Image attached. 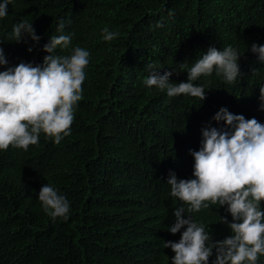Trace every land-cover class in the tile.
I'll return each instance as SVG.
<instances>
[{"label":"trees","instance_id":"16d2710c","mask_svg":"<svg viewBox=\"0 0 264 264\" xmlns=\"http://www.w3.org/2000/svg\"><path fill=\"white\" fill-rule=\"evenodd\" d=\"M60 17L64 31L74 33L73 45L90 51L83 95L60 144L41 133L27 151H0V264H171L174 252L163 240L180 237L167 230L180 201L170 195L169 170L192 176L189 149H198L201 127L220 107L264 121L258 107L264 63L248 48L264 43V0H11L0 19L7 59L42 62L48 54L42 46L58 34ZM21 20L41 36L32 51L30 39L9 41ZM157 21L164 26L154 27ZM106 25L118 39L102 40ZM228 44L242 54L241 78L228 84L202 76L196 83L209 89L201 104L143 84L148 63L161 74L175 67L170 79L179 82L209 45ZM44 183L67 196V220L44 212L37 196ZM220 215L231 220L218 204L195 218L222 239L230 230L216 222Z\"/></svg>","mask_w":264,"mask_h":264},{"label":"clouds","instance_id":"9594fccd","mask_svg":"<svg viewBox=\"0 0 264 264\" xmlns=\"http://www.w3.org/2000/svg\"><path fill=\"white\" fill-rule=\"evenodd\" d=\"M11 0H0V19L8 14ZM67 23H71L70 20ZM66 21L58 18L57 35L43 44L47 55L42 62L20 60L12 64L0 45V151L9 146L28 150L39 143L40 134L60 144L71 134L77 102L82 99V83L90 63V51L73 45L72 32H65ZM157 21L154 27H163ZM102 40L113 41L119 32L106 25L100 29ZM32 51L41 36L32 22L21 20L12 25L11 39L28 44ZM3 40H0L2 42ZM248 48L264 63V43L252 42ZM57 49L62 50L61 53ZM241 52L228 44L223 48L209 45L199 58L187 67V79H170L175 67L161 72V67L147 64L148 75L143 84L165 91L168 97L181 94L197 97L200 104L206 98L204 84L196 83L202 76L215 74L231 84L241 78ZM259 109L264 110V83L260 84ZM211 121H223L215 126ZM185 127V126H184ZM198 149L190 148L193 158L192 176L178 178L169 170L167 184L170 195L180 201L173 209L174 221L167 230L180 232L178 240H163V247H171V264H261L264 256V121L246 118L220 107L211 120L200 129ZM44 212L52 219L67 220L71 204L58 187L44 183L37 194ZM224 207L229 213L219 220L227 225L229 234L213 239L208 225L195 214L211 205ZM187 205L188 215L185 214ZM214 222V223H216ZM214 259L210 260V257Z\"/></svg>","mask_w":264,"mask_h":264}]
</instances>
